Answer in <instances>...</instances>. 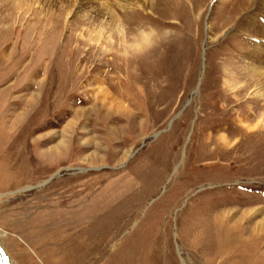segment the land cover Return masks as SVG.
Masks as SVG:
<instances>
[{
    "label": "rangeland",
    "instance_id": "1",
    "mask_svg": "<svg viewBox=\"0 0 264 264\" xmlns=\"http://www.w3.org/2000/svg\"><path fill=\"white\" fill-rule=\"evenodd\" d=\"M124 1L0 0L1 249L264 264V0Z\"/></svg>",
    "mask_w": 264,
    "mask_h": 264
},
{
    "label": "bare ground",
    "instance_id": "2",
    "mask_svg": "<svg viewBox=\"0 0 264 264\" xmlns=\"http://www.w3.org/2000/svg\"><path fill=\"white\" fill-rule=\"evenodd\" d=\"M117 1L119 2L120 0H117ZM125 2L126 1H124L123 3H125ZM121 5H122V7L124 6L123 4H121ZM121 5H119V6H121ZM261 8H262V9H260L262 12L261 15L260 16L255 15L256 17L254 16L253 19H251L250 31H251L252 35L261 36L262 39H259V40L264 42V5ZM118 20L119 19H116V17L115 18L112 17V27L117 29V31L121 32V26H120ZM249 53H250L251 57L256 59L257 63L261 67V69L262 68L264 69V43L262 45L260 43H257V44L255 43V46H253V48L251 49V52H249ZM263 74H264V71H263ZM0 252L2 254L0 264H9L7 258L4 256V253L1 249V247H0Z\"/></svg>",
    "mask_w": 264,
    "mask_h": 264
},
{
    "label": "water",
    "instance_id": "3",
    "mask_svg": "<svg viewBox=\"0 0 264 264\" xmlns=\"http://www.w3.org/2000/svg\"><path fill=\"white\" fill-rule=\"evenodd\" d=\"M3 251V250H2ZM3 253H4V251H3ZM1 256H2V254H1V252H0V260H1ZM4 256L7 258V256H6V254L4 253ZM7 260H8V258H7Z\"/></svg>",
    "mask_w": 264,
    "mask_h": 264
}]
</instances>
